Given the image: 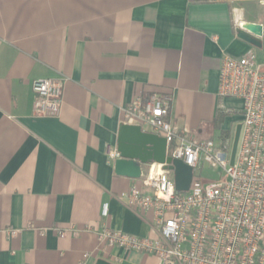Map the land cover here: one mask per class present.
Returning a JSON list of instances; mask_svg holds the SVG:
<instances>
[{
	"label": "crops",
	"instance_id": "1",
	"mask_svg": "<svg viewBox=\"0 0 264 264\" xmlns=\"http://www.w3.org/2000/svg\"><path fill=\"white\" fill-rule=\"evenodd\" d=\"M258 1L0 0V264H160L98 239L156 237L152 215L121 201L150 193V166L133 180L109 159L124 109L165 95L180 131L218 126L220 62L252 47L235 22L262 21ZM37 79L62 82L58 117L34 114Z\"/></svg>",
	"mask_w": 264,
	"mask_h": 264
},
{
	"label": "built area",
	"instance_id": "2",
	"mask_svg": "<svg viewBox=\"0 0 264 264\" xmlns=\"http://www.w3.org/2000/svg\"><path fill=\"white\" fill-rule=\"evenodd\" d=\"M258 4L264 8V0ZM245 24L243 20L235 22L237 29ZM253 24L261 27L257 37L261 48L251 47L240 56L224 55L219 67L218 111L233 115L241 124L233 165H229L227 141L219 146L212 140L199 141L167 119L170 97L134 98L124 109V124L164 138L166 155L191 167L193 177L189 191L179 193L172 173L151 165L142 181L150 193L131 188L121 201L152 215L156 237L138 238L106 229L98 234L101 243L154 256L160 264H264V19ZM62 91L60 81H33L34 114L58 117ZM225 100L237 104L227 106ZM117 158L116 151H109L110 160ZM201 163L218 167L221 179L201 183L195 173ZM57 234L76 236L77 232L57 230Z\"/></svg>",
	"mask_w": 264,
	"mask_h": 264
},
{
	"label": "water",
	"instance_id": "3",
	"mask_svg": "<svg viewBox=\"0 0 264 264\" xmlns=\"http://www.w3.org/2000/svg\"><path fill=\"white\" fill-rule=\"evenodd\" d=\"M244 29V30H243ZM243 29H236V37L249 46L261 48L257 38L261 36V27L257 24L247 23ZM241 124H237L229 156V165L234 163ZM116 152L118 158L114 160V172L117 176L137 180L142 176V167L160 165L164 171L172 173L176 192L189 191L193 171L180 160L171 159L166 155V141L164 138L142 130L137 125L123 124L117 136ZM95 264H111L104 260H97Z\"/></svg>",
	"mask_w": 264,
	"mask_h": 264
},
{
	"label": "rangeland",
	"instance_id": "4",
	"mask_svg": "<svg viewBox=\"0 0 264 264\" xmlns=\"http://www.w3.org/2000/svg\"><path fill=\"white\" fill-rule=\"evenodd\" d=\"M257 53L258 55L262 54L261 51H258ZM226 105L229 106L230 104L226 103ZM232 117L234 116L231 114H224V116L222 115L221 118L217 120L218 126H202L200 130H197L196 132L189 131L188 135L199 141L212 140L216 146H219L223 142L227 141L231 150L233 136H228L227 134L228 126L226 125V119ZM195 173L198 175L200 182L203 184L214 183L221 179L222 175L221 170L218 167H211L204 163H201L200 171Z\"/></svg>",
	"mask_w": 264,
	"mask_h": 264
},
{
	"label": "flooded vegetation",
	"instance_id": "5",
	"mask_svg": "<svg viewBox=\"0 0 264 264\" xmlns=\"http://www.w3.org/2000/svg\"><path fill=\"white\" fill-rule=\"evenodd\" d=\"M235 127H236V126H235ZM235 127L228 126V129H227V134H228V136H234Z\"/></svg>",
	"mask_w": 264,
	"mask_h": 264
},
{
	"label": "trees",
	"instance_id": "6",
	"mask_svg": "<svg viewBox=\"0 0 264 264\" xmlns=\"http://www.w3.org/2000/svg\"><path fill=\"white\" fill-rule=\"evenodd\" d=\"M224 116V114L223 113H221V115H219L218 117H217V119L219 120L220 118H221V116ZM236 122H238L239 120L236 118V120H235Z\"/></svg>",
	"mask_w": 264,
	"mask_h": 264
}]
</instances>
